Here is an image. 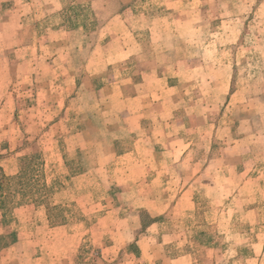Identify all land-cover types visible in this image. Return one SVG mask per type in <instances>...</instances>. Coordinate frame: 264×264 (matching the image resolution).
<instances>
[{
	"label": "rangeland",
	"instance_id": "rangeland-1",
	"mask_svg": "<svg viewBox=\"0 0 264 264\" xmlns=\"http://www.w3.org/2000/svg\"><path fill=\"white\" fill-rule=\"evenodd\" d=\"M133 76L151 86L136 103L185 119L150 127L157 146L174 139L156 164L144 142L121 160L92 142L141 138L138 118H117L136 108L120 96ZM184 151L173 173H146ZM0 180L9 210L47 207L51 225L83 234L74 264H264V0H0ZM29 208L14 211L26 246L59 238L34 231L43 216ZM108 228L121 237L105 250ZM28 250L14 263L33 264ZM44 251L39 264L62 256Z\"/></svg>",
	"mask_w": 264,
	"mask_h": 264
},
{
	"label": "crops",
	"instance_id": "crops-1",
	"mask_svg": "<svg viewBox=\"0 0 264 264\" xmlns=\"http://www.w3.org/2000/svg\"><path fill=\"white\" fill-rule=\"evenodd\" d=\"M142 43V41H139ZM139 43V44H141ZM142 75V73H141ZM150 77H153V75H151ZM141 80L136 81L133 78H129V79H125V84L120 85L121 88V92H120V96L121 98H123V102L125 103H130V105L136 104V108L134 106H123L122 110L118 111V119H122L123 121H129L130 119L133 118V116H135L136 118H138V120H136L135 122V126L138 128V130L140 131V135L141 138H139V136H130V138L127 139H121V140H112V141H107L106 138L104 136H98V138H96L95 140H92V142H94L95 144H101V145H105L107 142L110 144L111 147H109L110 149L112 148V150L116 151L113 152V156L116 159H125L131 156L139 155L137 154V146L136 144L140 141V142H144V144L146 145V147L149 149V153L146 154V156L140 157L141 161H145L147 160V155L149 158L154 159L153 163H157L159 160L161 159H165L167 160V155L170 154V152L173 150L168 149L166 146H163V143H167L168 142H172V136L171 135H167L166 139L164 141L161 142V147L157 146L158 142H153V137L149 138V134H151V130L150 127H156L155 123H158V125H160L161 127H164L165 130H168L169 127H173L175 125V123H180L182 121H184V117H180V119H176V120H167L164 121L162 119H159V121L157 120L156 117H154V108L156 107V103L152 102L149 103L147 105H141L140 103H136V101L138 100H143V99H148L149 97L152 98L151 96V90H150V82L148 81L149 78H145V77H140ZM121 84V83H120ZM112 85V83H111ZM106 88V84L103 85L102 87H100L99 90H97L96 92L99 93L101 91H104ZM174 88V87H173ZM133 103V104H132ZM124 104V103H123ZM137 105H139V108H137ZM141 105V106H140ZM134 107V109H133ZM179 108H175L174 110H172L173 112L177 111ZM180 112V111H179ZM180 114V113H179ZM182 115V114H180ZM173 116V113H172ZM175 116H177V113L175 114ZM155 122V123H154ZM117 123H122V122H117ZM102 125V123H101ZM77 126L81 127L82 129L79 130V133H83L84 131H87V126H85V124H82V121L79 122L77 124ZM99 127V131L101 130L100 128H102V126L100 127V125H98ZM153 133V132H152ZM143 138L147 139L146 141L143 140ZM130 139V140H129ZM128 142L129 144L131 143L132 146H129L126 149H122L121 144L122 143H126ZM156 145V146H155ZM118 146V149L120 148V151L116 150V147ZM165 148V150H163ZM109 149V150H110ZM139 151V150H138ZM76 154H79V151L76 150L75 152ZM83 153V151H82ZM184 152H181L179 154V157L177 159V161H171L170 158H168V162H169V168L168 171H163V170H158V169H146V173L149 174H155V175H161L163 173L165 174H169V173H173L172 169L174 168V166L177 163H180L183 161L184 159ZM66 165L67 162H65ZM158 166V164H157ZM5 171V170H4ZM91 170L89 169H74V170H70L68 171V174L71 175H84L87 173H90ZM6 173V172H5ZM16 173L15 172H11L9 174L6 173V175H14ZM114 192V191H113ZM107 204L111 205V206H115V202L112 199H108ZM170 206V205H169ZM31 207V208H29ZM26 209H31L32 212L34 211H39L41 212L42 216H43V223L42 224H38L36 227H34V231H41V232H45L46 233H57V235H59V238H52L53 236H47V237H41V238H37L40 239V241H37V244H34L33 248H30V246H26L27 241H23L22 237H21V233L17 232V230H15V217H14V211L15 210H25ZM37 208V209H36ZM111 213V211H110ZM118 215V213H116ZM119 216V215H118ZM153 219H155L154 217H159V215H150ZM135 218V216H134ZM31 220V219H30ZM19 221V220H18ZM29 221V220H28ZM66 222V221H63ZM157 220H155V223H153L149 228H153L155 226H157ZM67 228V225H57V226H53L51 225V219L49 218V211L47 210L46 207L43 206H39V207H33V206H19V207H11V209L9 210L8 208H6L5 206H0V264H16V262L14 263V261L17 259V256H21V252L23 251L24 247H28V254H29V262L33 263V264H39V260H44V261H48V259H52L51 256H49V254L47 253V251L44 252H39V249L42 251L44 248L47 249L48 246H55L56 248H59V250L61 251V258H53L55 259V262H50L51 264L54 263H58V264H74V260L71 259L70 260V256L74 255L77 252V249L79 248V246L82 243V239H83V234H81L80 238H77L78 236L74 233H64L62 232V230H64ZM137 229L138 228H133L131 231L130 230H125L123 236L125 238H128L127 242H124L121 245L122 249H124L126 246H128L129 244H131L133 241H131L130 239H135V236L137 234ZM109 231H112V234H116L118 236H110V234L108 236H105L104 239V247L105 250H110L115 243H113L111 241V239H116L121 237V233L120 232H114L115 228H111L109 229ZM29 234H32L29 233ZM137 243V242H136ZM132 245V244H131ZM130 246V245H129ZM128 246V247H129ZM44 247V248H43ZM121 251V248H119L117 250V252L119 253ZM42 256V257H39ZM132 257V256H131ZM181 258H185V257H181ZM134 259V258H133ZM20 260V259H19ZM42 261H40L41 263ZM21 263V261L19 262V264ZM44 264H48L47 262Z\"/></svg>",
	"mask_w": 264,
	"mask_h": 264
},
{
	"label": "trees",
	"instance_id": "trees-1",
	"mask_svg": "<svg viewBox=\"0 0 264 264\" xmlns=\"http://www.w3.org/2000/svg\"><path fill=\"white\" fill-rule=\"evenodd\" d=\"M1 178H3V177H1ZM4 180H6L5 178H3ZM1 181V180H0ZM0 187H1V184H0ZM4 204H5V200H4V198H1L0 197V206H3L4 207ZM47 208V207H46ZM49 208H47V210H48ZM49 211V210H48ZM146 219V225H149V224H151V223H153V222H155V219H150L149 217H146L145 218ZM63 222V220H59V221H57L56 223L57 224H61ZM145 222V221H144ZM129 247H133V245H130Z\"/></svg>",
	"mask_w": 264,
	"mask_h": 264
}]
</instances>
